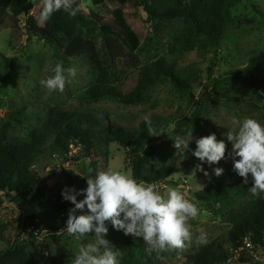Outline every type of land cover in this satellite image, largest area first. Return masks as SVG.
I'll return each mask as SVG.
<instances>
[{"label": "rangeland", "instance_id": "374dc122", "mask_svg": "<svg viewBox=\"0 0 264 264\" xmlns=\"http://www.w3.org/2000/svg\"><path fill=\"white\" fill-rule=\"evenodd\" d=\"M139 2L140 0H128L125 5H121L117 0H105L102 9L92 10L90 0H78L80 14L88 17L92 10L98 13L103 23L110 24L116 30L118 27L113 13L121 10L124 23L136 35L139 46L130 50L118 39L103 37L98 29L81 28L80 36L90 41L96 56L88 54L78 57L77 41H74L61 53L65 57L64 61L58 60L54 51L43 41L28 39L21 22L0 10V126L9 121L8 141L27 143L35 140V136L41 137L44 134L51 109L80 112L92 116L103 126L114 124L135 134L139 133L141 124L145 122L143 117H149L157 135L152 136L151 133L149 146H159V150L151 155L146 168L157 171L170 165L175 166L177 174H172L164 182L155 185L162 194H166L168 187L182 185V194L197 204L199 216L188 222L191 240L181 249L149 251L142 238L127 236L147 254L152 264H192L190 257L210 243L227 252L228 260L223 264H243L228 243L227 236L232 227L231 216L213 214L198 200L196 194L210 180L218 177L215 175V168L235 173L233 160L229 156L231 142L227 141L225 135L228 129L234 128L232 117H250L261 123H264V118L255 111L231 102L223 101L216 106L205 105L200 108L194 107L193 102L199 99L205 101L207 96L225 92H230L234 97L242 96L244 85L221 78L227 73L243 69L252 56L264 50V0H242L231 11L229 31L236 37L235 43L223 38L218 47L209 43L203 45L194 36L191 49L185 51H181V47L173 39L185 26L175 21L147 23ZM39 10V5L33 0L29 15L37 18ZM160 59L174 62L179 70L191 73L193 101L168 80L156 82L145 99L133 105H124L110 99H86V90L101 75L121 93H129L136 87L141 72ZM10 60L17 64L18 72L5 65ZM57 63H61L65 69L74 68L76 75L68 78L69 82L63 92H49L40 81L54 74L53 69ZM217 80L220 81L215 83ZM13 113H19L18 122L11 121ZM188 131L192 132L193 140L180 154L174 147L173 139L176 135L186 136ZM210 134L225 141L226 153L224 159L217 164L208 165V170L205 171L204 165L207 163H202L192 153L196 148L195 140ZM50 140L51 137H48L43 143L41 150L44 152L33 163V170L49 187L55 184H61L65 188L87 187L86 178L90 175L92 161L96 164L97 172L111 168L131 176V159L118 144L109 145L106 153L100 157L83 159L80 147L70 145L68 153L62 155L47 147ZM247 185L252 186L251 180ZM201 235H206V244L199 242ZM92 236L94 233H88L83 238L68 233L43 235L34 244H30L22 233L21 212L0 194V250L8 248L19 238L34 264H72L79 247L92 242ZM105 238L119 250L120 264H131L140 258L123 237L110 229Z\"/></svg>", "mask_w": 264, "mask_h": 264}, {"label": "trees", "instance_id": "16d2710c", "mask_svg": "<svg viewBox=\"0 0 264 264\" xmlns=\"http://www.w3.org/2000/svg\"><path fill=\"white\" fill-rule=\"evenodd\" d=\"M78 1V0H77ZM125 5L128 0H117ZM242 0H140L139 5L146 16V22L175 21L185 28L174 37L181 51L190 50L194 36L203 45L209 43L220 46L223 38L236 42V37L229 31L232 23L231 11ZM33 0H0L2 13L11 15L21 22L28 39L43 41L55 54L64 61L61 53L71 42L77 41V56L95 55V48L88 39L81 37V28L98 29L103 37L111 36L118 39L130 50L139 46L136 35L125 25L121 10H116L114 20L118 29L103 23L98 13L93 9H102L105 0H90L89 16L77 14L70 16L63 11L56 12L44 25H38L36 18L29 15ZM257 13L260 14L258 10ZM5 65L18 72L17 64L7 61ZM230 80L244 85L240 97H234L230 92L212 94L205 101L195 100L194 107L205 105L216 106L225 102L235 103L255 111L264 118V50L252 56L247 65L235 72L227 73L221 80ZM168 80L176 89L183 91L193 101L191 73L179 70L174 62L164 59L145 68L139 77L136 87L123 94L109 85L104 75L91 84L85 92L86 99L98 101L110 99L124 105L137 104L145 99L148 91L158 81ZM220 81V80H219ZM218 80L215 81L219 82ZM218 84V83H217ZM217 87V85H215ZM19 113H13L11 121L18 122ZM179 126V125H178ZM10 122L0 126V194L4 195L22 214V233L30 244H34L41 236H55L64 231L68 210L72 202L65 201L61 195L65 189L61 184L49 187L33 170V163L44 152L43 143L51 137L49 147L52 151L66 155L70 145L81 148L83 159L100 157L106 153L111 144L120 145L131 159V177L137 182L158 184L167 180L172 174H177L175 166H167L157 171L146 168L151 155L159 150V146H149L151 133L149 125L141 124L138 134L128 132L118 125L103 126L92 116L80 112L51 111L44 134L35 136L32 142L8 141L7 131ZM153 128V125L151 124ZM154 129V128H153ZM205 171L208 164L204 165ZM97 173L95 162L90 163V175ZM248 185L243 184L242 177L236 173L223 172L209 181L196 194L199 201L215 215L232 218V227L228 232V243L232 250L237 249L243 238L249 236L251 242L264 250V194L252 198ZM77 199H83V194ZM79 210H78V213ZM109 229L123 237L131 250L139 254V259L131 264L146 262L152 264L147 254L143 253L123 231L115 230L109 223ZM44 243V242H42ZM227 252L214 243L200 248L190 257L192 264H223L227 261ZM0 264H34L26 247L20 244L19 238L6 249L0 250ZM130 264V263H124Z\"/></svg>", "mask_w": 264, "mask_h": 264}, {"label": "clouds", "instance_id": "9594fccd", "mask_svg": "<svg viewBox=\"0 0 264 264\" xmlns=\"http://www.w3.org/2000/svg\"><path fill=\"white\" fill-rule=\"evenodd\" d=\"M35 3L40 9L36 22L41 26L56 12L76 16L80 11L77 0H35ZM53 73L40 81L49 92H63L68 78L76 75L74 68L65 69L61 63L56 64ZM143 119L152 136H157L149 117ZM231 122L234 128L228 129L225 135L232 146L229 156L233 171L243 178L244 185L251 180L252 186L247 189L252 198H257L264 194V123L250 117H232ZM173 140L174 147L182 154L193 140L192 132L176 135ZM195 144L192 155L202 163L211 166L225 158L226 143L215 134L196 139ZM214 171L219 176L223 169ZM86 184L81 189L66 187L61 193L65 201L73 204L68 210L64 231L77 238L94 233L92 242L79 247L72 264H120L119 250L105 238L109 223L125 235L142 238L149 251L181 249L191 240L188 222L199 216V208L184 197L182 185L168 187L166 194H162L155 184L137 182L129 174L111 168L89 175ZM81 193L83 199H77ZM199 242L206 244V235H201Z\"/></svg>", "mask_w": 264, "mask_h": 264}, {"label": "built area", "instance_id": "2783aa9c", "mask_svg": "<svg viewBox=\"0 0 264 264\" xmlns=\"http://www.w3.org/2000/svg\"><path fill=\"white\" fill-rule=\"evenodd\" d=\"M239 261L243 264H263L264 250L261 247L254 245L249 236L243 238L240 246L232 250ZM228 260V259H227Z\"/></svg>", "mask_w": 264, "mask_h": 264}, {"label": "water", "instance_id": "95a60500", "mask_svg": "<svg viewBox=\"0 0 264 264\" xmlns=\"http://www.w3.org/2000/svg\"><path fill=\"white\" fill-rule=\"evenodd\" d=\"M75 6V5H74ZM78 14H80V11L78 12ZM6 117H8V114H6Z\"/></svg>", "mask_w": 264, "mask_h": 264}]
</instances>
